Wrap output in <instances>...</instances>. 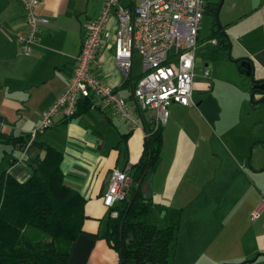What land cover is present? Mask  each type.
Returning <instances> with one entry per match:
<instances>
[{
    "label": "crops",
    "instance_id": "0c3cea01",
    "mask_svg": "<svg viewBox=\"0 0 264 264\" xmlns=\"http://www.w3.org/2000/svg\"><path fill=\"white\" fill-rule=\"evenodd\" d=\"M128 3L129 0H122V4ZM102 5L103 0H41L34 12L47 18L48 23L40 27L37 44L31 53L18 55L14 33L24 29L25 11L21 0H0L1 130L14 137H23L37 126L42 112L65 89L74 67V57L80 49L84 25L98 15ZM224 19L223 29L231 43V58L250 59L254 78L264 80V0H231ZM116 23L112 12L106 24L107 35L102 36L91 63V72L104 85L125 97L141 127L130 130L111 108L100 109L82 99L72 117L55 116L37 139L61 152L60 168L65 184L78 190L85 199L83 232L72 242L67 264H120L119 251L105 237L108 211L102 196L111 169L129 165L132 177L134 166L143 155L145 132L156 128L155 111L139 112L132 96V88L142 75V71L135 70L136 63L142 62L140 54L133 53L131 73L126 79L115 63ZM199 40L201 42L200 34ZM207 44L201 42L198 52L202 53L204 48L210 52ZM210 56L214 59L211 53ZM204 69L208 70L207 77L202 76ZM221 71H229L230 75L223 76ZM242 76L246 75L240 72L237 63L226 57L217 58L213 63L205 62L202 67L196 65L193 103L188 106L170 104L167 122L159 125V161L145 183V191L157 203L175 208L178 207L175 203H183L178 207L181 208V230H185L184 236L191 241L196 237L198 241L196 248L183 252L188 264L247 261L258 251L255 248L236 255L227 250L226 254L218 256L215 248L199 238L215 235L220 228H213L214 215L205 214L196 191L205 186L232 188L237 180L249 182L248 172L255 173L264 166V112L252 113L249 119L254 123L251 136L238 137L237 122L242 117L236 115L241 110L251 112L249 110L262 106L253 108L249 103L247 107L251 84ZM211 79L214 85L230 84L237 89L235 107L214 96L212 87L208 89ZM196 90L203 94L198 102L194 96ZM259 97L255 94V98ZM248 122H243L245 132ZM257 124L261 125L258 131ZM223 138L230 147L225 146ZM43 151L30 138L24 145L0 144V173L6 171L18 181L25 180L32 174L36 160L45 157L46 151L44 154ZM179 188L182 190L168 195L169 189ZM256 208H252L251 213Z\"/></svg>",
    "mask_w": 264,
    "mask_h": 264
},
{
    "label": "built area",
    "instance_id": "2783aa9c",
    "mask_svg": "<svg viewBox=\"0 0 264 264\" xmlns=\"http://www.w3.org/2000/svg\"><path fill=\"white\" fill-rule=\"evenodd\" d=\"M41 0H21L25 11L23 30L14 33L18 55H29L37 44L40 27L48 19L37 16L35 7ZM206 0H103L98 15L84 25L81 45L74 57V67L65 89L42 112L37 126L30 131V139L42 134L53 118L72 117L79 102L86 98L97 108L109 107L126 122L130 130L141 127L138 116L127 100L108 87L91 72V63L102 36L107 35L106 24L112 12L116 16L114 60L126 79L131 73L132 57L138 52L142 60V75L132 88L138 111L156 113L155 127L169 117V105L188 106L193 103V82L196 76V55L200 47L199 34ZM208 42L214 44V40ZM208 70L204 69L203 77ZM147 137V132H145ZM130 166L110 170L102 203L112 218L118 216L114 206L124 200L132 185ZM264 203L252 213L256 219Z\"/></svg>",
    "mask_w": 264,
    "mask_h": 264
},
{
    "label": "trees",
    "instance_id": "16d2710c",
    "mask_svg": "<svg viewBox=\"0 0 264 264\" xmlns=\"http://www.w3.org/2000/svg\"><path fill=\"white\" fill-rule=\"evenodd\" d=\"M217 6L215 3L212 7L214 16ZM208 7L206 0L204 11ZM211 39L216 40L210 45L212 56L228 58V38L216 28L208 40ZM241 61H236L237 67L245 72ZM252 90L253 84L249 92ZM146 132L143 155L134 166L129 194L114 206L118 216L108 215L105 237L119 251L120 264H174L181 208L154 202L141 187L130 203L147 167L150 148L151 161L142 183L147 182L159 161L161 127ZM39 137L40 134L33 142L46 154L36 160L28 178L18 181L6 171L0 173V264H67L70 246L83 232L85 199L78 190L65 184L60 168L61 152L39 142ZM29 138V134L14 137L0 129V144L24 145Z\"/></svg>",
    "mask_w": 264,
    "mask_h": 264
},
{
    "label": "rangeland",
    "instance_id": "374dc122",
    "mask_svg": "<svg viewBox=\"0 0 264 264\" xmlns=\"http://www.w3.org/2000/svg\"><path fill=\"white\" fill-rule=\"evenodd\" d=\"M230 2L231 0H223L222 5L220 6V10L218 13V23L222 26V29L224 28L225 23V11L227 10ZM215 3L219 4L220 0H210L209 7L204 11L201 22L200 39L201 42H207V46L212 45V43L208 42V39L212 30L217 28V23L212 10V7ZM225 33L228 35L226 31ZM211 40H214V42L216 43L215 39ZM204 49L202 53L197 52V67H202L205 62L213 63V61L217 59L211 58V52H206V50ZM135 70L138 72L142 71V62L136 63ZM221 72L223 76L226 74L230 75L228 73L229 71ZM242 77V79L244 80H249V84H251V79L249 77ZM228 82L230 81L228 80ZM213 83L214 81H212L211 79L210 87L208 89H211L212 87L211 91L213 92L214 96H216L219 101H222V99H224L228 101L229 105L235 107V101L238 99L237 89L230 84L220 85L219 83H217L214 85ZM234 85H237V82H235ZM194 96L197 102L203 99V94L199 93V91L197 90L195 91ZM249 96L250 92L246 97L247 107L249 106L250 102ZM234 109L236 110L237 108ZM249 111L251 112H244V110H241L240 113H238L239 110H237L236 112V114L238 113V115H236L237 117H242L237 122L238 137H245L247 135L251 136V127H253L254 123L249 119H251L253 114L256 113L255 111H258L257 113H261V111L264 112V105H262L260 108ZM244 120L251 123L250 125V123L248 122L249 127L248 129H246V132L243 128ZM256 128V131H258L261 128V125L257 124ZM223 140L225 143H227L225 146L230 147V144L226 141V139L223 138ZM252 147L253 145L251 143L249 149L251 150ZM248 175L251 178L249 182L237 180L236 186L232 188L213 189L205 186L196 191V198L199 196V201L203 202L200 204L204 206L205 214L214 215L213 218L215 219V225L213 228H220L219 230H217L215 235H206L199 237L201 239V242H208L211 247L215 248L214 252H216L218 256H221L220 254H226L227 250H229L230 253H234L236 255H239L246 250H253L255 248L258 250L255 251V253L247 259L251 260L255 257V255H258L257 259L253 263H242V261L246 260L243 259L241 261H224L219 264H264V209L260 211L256 219H252V216L250 214L252 208H256L261 202L264 203V166H262L261 169H259L255 173L248 172ZM181 190L182 189L180 188L169 189L168 195H172L173 191H176V194ZM152 200L155 202V199L152 198ZM175 204H177L176 206L180 207L183 203ZM165 205L170 206L168 204ZM222 218H224V221L220 222ZM184 231L181 230V227L179 228L174 264H188L187 262H185L186 260L183 252L191 247L196 248L198 244L197 237L194 239V241H191L190 239H188V237L184 236ZM203 264L212 263L206 262Z\"/></svg>",
    "mask_w": 264,
    "mask_h": 264
},
{
    "label": "water",
    "instance_id": "95a60500",
    "mask_svg": "<svg viewBox=\"0 0 264 264\" xmlns=\"http://www.w3.org/2000/svg\"><path fill=\"white\" fill-rule=\"evenodd\" d=\"M222 2L223 0H220V3L218 4V7L216 9V12H215V20H216V23H217V29H219L221 31L222 34L225 35L226 38H228L227 34L225 33V31L222 29V26L218 23V13H219V10H220V6L222 5ZM229 41V39H228ZM230 49H231V43L229 41V49L227 51V57L229 60L231 61H238V59H233L231 58V55H230ZM241 65L244 67L245 69V75L247 77H249L251 79V85L253 84V88L254 90H252L250 92V105L251 107L253 108H256L260 105H264V80H255L254 79V69H253V63L250 59L248 58H241ZM255 94H259L260 97L259 98H255ZM149 147L150 146V143H149ZM45 153V151H43V154ZM150 161H151V148L149 149V158H148V164H147V167L140 179V181L137 183L136 185V189H135V192H134V195L131 197V200H130V203L132 202L135 194L137 193L138 189L141 187L142 191H145L146 190V187L147 185L145 183H142L146 173H147V170H148V167L150 165ZM129 203V204H130ZM122 226H123V223H121V228H120V239H121V231H122ZM258 255H255V257L251 260H247V261H244V263H253L256 259H257Z\"/></svg>",
    "mask_w": 264,
    "mask_h": 264
}]
</instances>
